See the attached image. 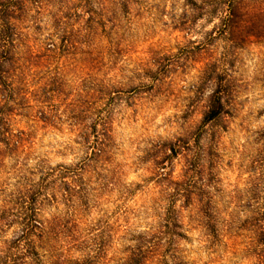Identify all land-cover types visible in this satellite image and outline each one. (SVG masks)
I'll return each mask as SVG.
<instances>
[{"label": "clouds", "instance_id": "clouds-1", "mask_svg": "<svg viewBox=\"0 0 264 264\" xmlns=\"http://www.w3.org/2000/svg\"><path fill=\"white\" fill-rule=\"evenodd\" d=\"M0 264H264V0H0Z\"/></svg>", "mask_w": 264, "mask_h": 264}]
</instances>
